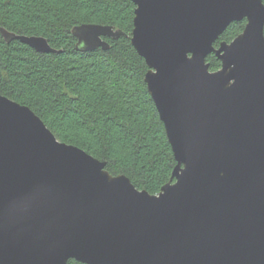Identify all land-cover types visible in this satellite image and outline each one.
Here are the masks:
<instances>
[{
  "label": "water",
  "instance_id": "95a60500",
  "mask_svg": "<svg viewBox=\"0 0 264 264\" xmlns=\"http://www.w3.org/2000/svg\"><path fill=\"white\" fill-rule=\"evenodd\" d=\"M131 1L130 41L176 161L171 177L158 193L138 189L0 94V264H264L263 1ZM0 32L57 51L44 36ZM72 34L92 51L124 33L82 23Z\"/></svg>",
  "mask_w": 264,
  "mask_h": 264
},
{
  "label": "trees",
  "instance_id": "16d2710c",
  "mask_svg": "<svg viewBox=\"0 0 264 264\" xmlns=\"http://www.w3.org/2000/svg\"><path fill=\"white\" fill-rule=\"evenodd\" d=\"M134 8L131 0H0V28L44 36L57 50L37 52L17 39L7 42L0 32V94L29 106L58 140L155 194L176 161L147 91V65L130 41ZM82 23L110 25L124 34L105 38L107 49L81 51L72 28ZM245 23L231 22L214 46L231 41ZM206 62L211 71L221 66L213 53Z\"/></svg>",
  "mask_w": 264,
  "mask_h": 264
}]
</instances>
